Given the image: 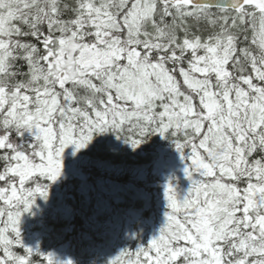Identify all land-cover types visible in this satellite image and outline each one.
I'll list each match as a JSON object with an SVG mask.
<instances>
[{"label": "snow or ice", "instance_id": "obj_1", "mask_svg": "<svg viewBox=\"0 0 264 264\" xmlns=\"http://www.w3.org/2000/svg\"><path fill=\"white\" fill-rule=\"evenodd\" d=\"M0 0V264H74L22 241L63 153L159 135L190 187L147 246L105 264H264V0Z\"/></svg>", "mask_w": 264, "mask_h": 264}, {"label": "trees", "instance_id": "obj_2", "mask_svg": "<svg viewBox=\"0 0 264 264\" xmlns=\"http://www.w3.org/2000/svg\"><path fill=\"white\" fill-rule=\"evenodd\" d=\"M73 152L65 149L48 201L37 198L20 225L26 247L58 262L105 264L122 249L147 246L165 222V187L171 182L178 198L190 187L180 153L159 135L134 151L105 133Z\"/></svg>", "mask_w": 264, "mask_h": 264}, {"label": "water", "instance_id": "obj_3", "mask_svg": "<svg viewBox=\"0 0 264 264\" xmlns=\"http://www.w3.org/2000/svg\"><path fill=\"white\" fill-rule=\"evenodd\" d=\"M212 7H228V0H210Z\"/></svg>", "mask_w": 264, "mask_h": 264}, {"label": "rangeland", "instance_id": "obj_4", "mask_svg": "<svg viewBox=\"0 0 264 264\" xmlns=\"http://www.w3.org/2000/svg\"><path fill=\"white\" fill-rule=\"evenodd\" d=\"M66 155H67V154L63 153V159L66 158ZM22 221H23V219H21V224H24V222H22Z\"/></svg>", "mask_w": 264, "mask_h": 264}]
</instances>
